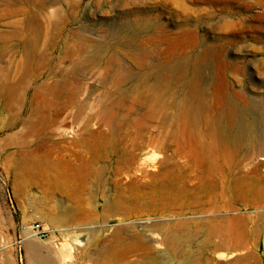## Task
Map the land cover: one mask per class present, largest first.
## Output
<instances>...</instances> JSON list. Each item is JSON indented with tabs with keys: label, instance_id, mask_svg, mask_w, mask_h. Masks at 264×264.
Instances as JSON below:
<instances>
[{
	"label": "rangeland",
	"instance_id": "obj_1",
	"mask_svg": "<svg viewBox=\"0 0 264 264\" xmlns=\"http://www.w3.org/2000/svg\"><path fill=\"white\" fill-rule=\"evenodd\" d=\"M29 17L43 21L42 68L21 78L12 74L19 54L0 58V264L55 257L60 264H264V185L224 191L206 153L175 156L173 146L149 144L160 122L139 97L125 94L105 123L93 106L111 79L96 68L67 72L60 93L48 91L81 45H110L114 65L144 73L116 34L144 22L140 41L149 62L173 50L170 61L185 55L205 69L200 111L215 116L230 105L260 116L264 0H0V45H22ZM184 70L170 83L171 104L161 112L195 91L194 65ZM41 111L60 124L39 123ZM210 136L205 124L202 141ZM133 142L141 148L131 153ZM243 174L253 173L237 166L231 177ZM125 220L135 221L133 232L143 237L158 234L162 256L148 260L151 247L119 245L115 236ZM34 224L44 236L34 234ZM234 240L248 249H232Z\"/></svg>",
	"mask_w": 264,
	"mask_h": 264
},
{
	"label": "bare ground",
	"instance_id": "obj_2",
	"mask_svg": "<svg viewBox=\"0 0 264 264\" xmlns=\"http://www.w3.org/2000/svg\"><path fill=\"white\" fill-rule=\"evenodd\" d=\"M24 22L27 37L20 45L21 47L14 49L15 47L12 46L5 48L0 45V58L19 54L12 74L19 75L21 78L39 71L43 66L42 47L38 45L39 30L43 27V21L38 17H29L24 19ZM143 24L146 23L136 22L135 25L116 34L119 46L130 50L131 54L140 58V64L145 68L144 73L136 74L129 70H123L119 65H114L115 54L107 52L110 45H104V43L81 45L79 50L77 49V55L64 67L63 76L55 79L48 86V91L55 95L60 93L66 84L67 72L73 73L78 69L96 68L103 75L110 77L111 81L100 88V98L93 106L95 116L101 117L107 123L110 117L107 112L125 94L139 97L143 103L150 106L151 118L160 122L156 131L149 136V144H155L162 148L173 146V155L175 156L186 154L198 156L201 153H206L214 163L213 168L218 170L216 172L219 180L218 187L224 188V191L237 188L246 189L248 192L261 190L264 185V133H261L258 125L263 124L262 126H264V112L259 116L251 111L241 112L230 105L222 108L215 116L210 115L206 107L200 111L199 89L203 84L201 79L205 69L200 64H195V60L198 59L193 60L185 55L174 57L170 61V58L173 57H171L173 50L164 53L163 61L149 62L146 58V47L140 41V35L144 31ZM190 64L195 67L194 80L192 81L195 91L191 95L179 99L178 102H173V111L161 112L159 110L161 107L171 104L167 95L170 83ZM79 110L80 107H76L75 111ZM40 116L39 123L43 125L55 127L60 124L57 116H48L43 111L40 112ZM205 124L210 129L211 136L208 142L202 141ZM138 148H141V144L133 142L131 153ZM140 163L157 165L156 162L150 161L148 158H142ZM237 166L245 167L253 174H243L238 179L232 178V172ZM209 169L211 170V168ZM262 169L263 173H260L259 170ZM208 173L213 174L212 171ZM257 209L261 210V208ZM133 223L136 222L122 221L117 228L116 242L119 245L122 244L125 249L134 251H143L151 247V252L144 253L148 260L155 261V258L161 257L164 252L158 244V234L151 232L143 237L140 232H133ZM34 234L36 233L34 232ZM173 238H175L173 235L168 237L169 240H173ZM75 242H79V239H75ZM27 247L31 253H35V245L32 242H28ZM231 247L236 250L248 249L246 242L238 240L236 242L234 240ZM138 254L135 252L136 256ZM41 262L42 264H60L61 260L55 257V259H46ZM157 264L166 263L158 262ZM190 264H196L195 259H192Z\"/></svg>",
	"mask_w": 264,
	"mask_h": 264
},
{
	"label": "built area",
	"instance_id": "obj_3",
	"mask_svg": "<svg viewBox=\"0 0 264 264\" xmlns=\"http://www.w3.org/2000/svg\"><path fill=\"white\" fill-rule=\"evenodd\" d=\"M33 230L40 237L45 235V230L42 229L39 224H34Z\"/></svg>",
	"mask_w": 264,
	"mask_h": 264
}]
</instances>
